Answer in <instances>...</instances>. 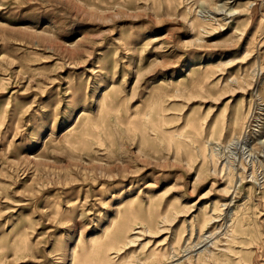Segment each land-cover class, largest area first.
Instances as JSON below:
<instances>
[{
    "label": "rangeland",
    "instance_id": "374dc122",
    "mask_svg": "<svg viewBox=\"0 0 264 264\" xmlns=\"http://www.w3.org/2000/svg\"><path fill=\"white\" fill-rule=\"evenodd\" d=\"M0 264H264V0H0Z\"/></svg>",
    "mask_w": 264,
    "mask_h": 264
},
{
    "label": "bare ground",
    "instance_id": "6f19581e",
    "mask_svg": "<svg viewBox=\"0 0 264 264\" xmlns=\"http://www.w3.org/2000/svg\"><path fill=\"white\" fill-rule=\"evenodd\" d=\"M233 213V212H232Z\"/></svg>",
    "mask_w": 264,
    "mask_h": 264
}]
</instances>
